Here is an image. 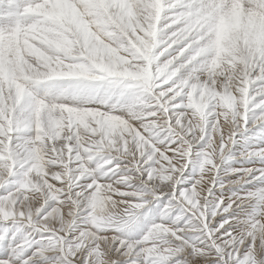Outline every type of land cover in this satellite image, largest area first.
<instances>
[{
	"label": "snow or ice",
	"instance_id": "6c2138e0",
	"mask_svg": "<svg viewBox=\"0 0 264 264\" xmlns=\"http://www.w3.org/2000/svg\"><path fill=\"white\" fill-rule=\"evenodd\" d=\"M0 264H264V0H0Z\"/></svg>",
	"mask_w": 264,
	"mask_h": 264
},
{
	"label": "rangeland",
	"instance_id": "374dc122",
	"mask_svg": "<svg viewBox=\"0 0 264 264\" xmlns=\"http://www.w3.org/2000/svg\"><path fill=\"white\" fill-rule=\"evenodd\" d=\"M36 45L39 46V41H36ZM255 131V130H254ZM253 133H249L247 139L249 140V143L254 142L253 139ZM244 142L242 141L241 143H238L235 146L234 149V155L237 157V159H233L230 162H228L224 167L225 169H234V168H241V167H245V166H250L248 162L244 161L242 158H240V153L244 148ZM193 170L190 167L189 170L185 173V177L184 179L187 181V183L184 185L185 187H188L191 185V183L193 182ZM236 191H240V189L237 188H233L230 191L226 190L227 195H231L232 192H236ZM4 255H7V253L5 252Z\"/></svg>",
	"mask_w": 264,
	"mask_h": 264
}]
</instances>
